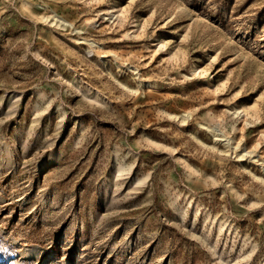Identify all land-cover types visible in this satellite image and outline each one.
Returning <instances> with one entry per match:
<instances>
[{
  "label": "rangeland",
  "instance_id": "rangeland-1",
  "mask_svg": "<svg viewBox=\"0 0 264 264\" xmlns=\"http://www.w3.org/2000/svg\"><path fill=\"white\" fill-rule=\"evenodd\" d=\"M0 264H264V0H0Z\"/></svg>",
  "mask_w": 264,
  "mask_h": 264
},
{
  "label": "bare ground",
  "instance_id": "bare-ground-1",
  "mask_svg": "<svg viewBox=\"0 0 264 264\" xmlns=\"http://www.w3.org/2000/svg\"><path fill=\"white\" fill-rule=\"evenodd\" d=\"M214 136L216 137V140H217L218 136H220V135H218V134H214ZM28 255H29V253H26V254H25V256H28Z\"/></svg>",
  "mask_w": 264,
  "mask_h": 264
}]
</instances>
